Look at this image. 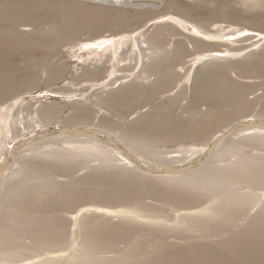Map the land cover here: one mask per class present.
I'll return each mask as SVG.
<instances>
[{
    "label": "rangeland",
    "instance_id": "374dc122",
    "mask_svg": "<svg viewBox=\"0 0 264 264\" xmlns=\"http://www.w3.org/2000/svg\"><path fill=\"white\" fill-rule=\"evenodd\" d=\"M131 33L147 76L95 89L135 62L81 45ZM15 102L0 264H264V0H0Z\"/></svg>",
    "mask_w": 264,
    "mask_h": 264
},
{
    "label": "bare ground",
    "instance_id": "6f19581e",
    "mask_svg": "<svg viewBox=\"0 0 264 264\" xmlns=\"http://www.w3.org/2000/svg\"><path fill=\"white\" fill-rule=\"evenodd\" d=\"M134 4L137 5L138 3H134ZM170 19L172 21H174L175 23L179 24L183 28L187 27L186 22L180 18L171 16ZM192 32L194 34H200V35L205 36V37L214 36V34L207 33L206 30H202L201 27L200 28H193ZM141 35H140V33H137V34H132L130 36L129 35H122L119 37H112V38L104 37V38L95 40L94 42L85 43V44L81 45L82 48L90 49L91 51L94 50L93 52L99 56V58H100L99 63H101V64H104L106 61L109 60L107 53H110L111 58H114V60H115L114 66H116V67H120V65L122 64L121 62L124 60L131 59V60H134V62H135L134 67L130 70L129 73L128 72H126L124 74H117L116 73L117 74L116 77L107 78L103 82L95 84L94 85L95 89L106 90V89L110 88L111 86L114 87L115 85H119L121 83L123 84L124 82H126L128 80L145 78L147 76L148 73L146 72L144 66H145L148 58L152 57V55L157 53L158 51L154 47H152L150 44L146 43L142 39ZM211 57H212V55L207 54V55H202L201 57L198 56L196 58L191 59L192 63H191L190 68H194V66H196L197 62H199L201 60H206V59L211 58ZM96 59H98V58H96ZM123 66H125V65H123ZM181 69H183V68H181ZM185 70H186V68H185ZM116 71H121V70L119 68H117ZM113 75L115 76V73H113ZM185 79H186V77H185ZM94 94H95V92H94ZM90 97H92V96L90 95ZM17 105H18L17 102H15L14 104L3 106V109L0 108V129H1V127L4 126L5 128H7V132H12V131L16 132V131L22 130L24 128L25 122L37 120V119H34V118H31L29 116L24 115V113L22 114L20 109H18L19 106L17 107ZM0 135H1V132H0ZM115 211H118L119 213L123 212L122 209L115 210ZM81 214H82V211H79L76 215H74V218L76 219Z\"/></svg>",
    "mask_w": 264,
    "mask_h": 264
}]
</instances>
